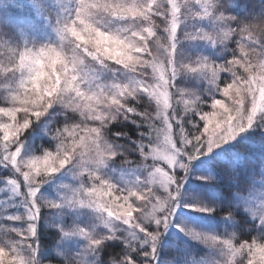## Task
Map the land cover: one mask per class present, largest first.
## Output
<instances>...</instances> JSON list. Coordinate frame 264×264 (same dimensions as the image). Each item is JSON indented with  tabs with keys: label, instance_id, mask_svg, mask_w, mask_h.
<instances>
[{
	"label": "snow or ice",
	"instance_id": "snow-or-ice-1",
	"mask_svg": "<svg viewBox=\"0 0 264 264\" xmlns=\"http://www.w3.org/2000/svg\"><path fill=\"white\" fill-rule=\"evenodd\" d=\"M29 7L36 23L52 22V0ZM259 9L75 0L74 13L55 18L56 42L0 34V264H264ZM201 42L213 56L194 50ZM124 70L127 82L102 79ZM34 119L50 142L28 156ZM194 173L204 183L191 196ZM186 208L221 217L224 231L182 222Z\"/></svg>",
	"mask_w": 264,
	"mask_h": 264
},
{
	"label": "trees",
	"instance_id": "trees-1",
	"mask_svg": "<svg viewBox=\"0 0 264 264\" xmlns=\"http://www.w3.org/2000/svg\"><path fill=\"white\" fill-rule=\"evenodd\" d=\"M32 0H0V34H5V39H9L12 42H19L22 44V40L15 41L14 36L11 32H9V29L14 28L15 34H20V27L21 25L18 24V22L24 23L25 21L33 20L34 13L32 10H30L29 5L31 4ZM52 3L54 5L55 10L53 11V18L55 16V12L58 9V0H52ZM235 3L240 6L241 12H243L245 9L251 10L252 6H255V11L259 13V5L261 3H264V0H235ZM233 14H236V12H233ZM35 22V21H34ZM36 23V22H35ZM38 24V23H36ZM46 22L40 25H45ZM187 49L190 51V48L185 47V51ZM195 51H199L197 49H194ZM213 50V49H212ZM210 48H206V50H200L204 55L213 56V53L215 50L212 51ZM193 51V50H192ZM215 58V57H213ZM191 85H196L198 81L195 80V78H192L188 81ZM5 94L4 90L0 88V104L4 103V96ZM43 119V118H41ZM53 119V117H49V120ZM54 119L57 122H62L64 119V115L55 116ZM39 124V121L33 120V127L31 129H28L25 131L24 134V141H25V149L24 152L28 150V153H38V148L36 147L39 144H42L44 141V145L47 147L48 143H45L46 137L40 139L35 131V125ZM48 137V136H47ZM50 139V137H48ZM59 174V173H58ZM57 174V176H58ZM199 173L197 174V176ZM193 176V175H192ZM192 176L189 178L188 183L185 185L188 194L191 196H196L200 186L204 183L201 180H198L197 177ZM15 199V198H14ZM4 204L0 206V208H3ZM12 209L14 208H8V212L12 213ZM193 220V223H189V225L193 226L194 228L205 230V231H216V232H223L224 231V222L221 217L208 214V213H201L197 211H193L192 209H184ZM249 222H251V218L249 219ZM17 226V225H16ZM178 235L182 237V234L177 233ZM240 234L244 235L245 232L243 229L240 230ZM3 231H0V236H3ZM189 244L193 248L199 249L201 246H199L196 242L189 241Z\"/></svg>",
	"mask_w": 264,
	"mask_h": 264
},
{
	"label": "rangeland",
	"instance_id": "rangeland-1",
	"mask_svg": "<svg viewBox=\"0 0 264 264\" xmlns=\"http://www.w3.org/2000/svg\"><path fill=\"white\" fill-rule=\"evenodd\" d=\"M59 1V5H58V9L55 12V16L52 19V22L49 23L46 21L45 25H40V24H36L34 21L29 20V21H25L24 23L22 22H18L19 25H21L20 27V33L23 32L25 34V38L28 40L29 44L32 43H36V44H42V43H49V42H56L57 41V34L56 31L54 29V22H55V18L57 16V14H59L60 16H65V15H69L74 13L75 10V0H58ZM1 17V14H0ZM205 24L207 23V21L204 22ZM110 26H122L121 24L117 23L115 25H110ZM22 43H24V40H22ZM185 44H187V42H185ZM206 48H210L211 50L213 49L212 47L204 44L203 42H201L198 46H197V50H206ZM193 49H190V51H192ZM215 50V49H213ZM212 50V51H213ZM188 49L186 52H190ZM115 76L117 77L119 80H123L125 82H127V80L132 78V74L129 73L127 70L124 71H118V72H110V71H105V73L102 76V79L107 80V82H111V78ZM2 89V88H1ZM3 90V89H2ZM3 96H5V94H3ZM58 107V106H57ZM32 127H30L29 129H31ZM44 138L46 137L47 139H45V143L50 142V139L47 136H43ZM44 144V141L42 142ZM25 153L30 156L34 153H28V150L25 151ZM38 154V153H36ZM198 173H194L192 178L195 176L197 177ZM61 174L59 173L58 176H60ZM110 175L112 176V178L114 179V181H119L120 179V172L117 169L116 172L114 173H110ZM191 177V176H190ZM189 177V178H190ZM71 179L70 175L66 176L63 179H58L55 181L50 182L51 183V187L49 185H44L42 190L47 189V191L45 192V195H47L49 198H53L54 194H55V188L56 186H58L59 184L62 183H67L69 180ZM127 180H132L134 179V177H126ZM189 181V180H188ZM188 183V182H187ZM186 183V184H187ZM18 200V198H13V202H16ZM3 205L2 203H0V206ZM12 213L16 211V209H12ZM180 220L184 223H193L192 217L183 210V213L180 217ZM17 226H20L19 224H17Z\"/></svg>",
	"mask_w": 264,
	"mask_h": 264
}]
</instances>
